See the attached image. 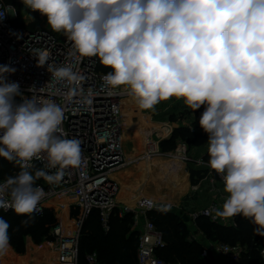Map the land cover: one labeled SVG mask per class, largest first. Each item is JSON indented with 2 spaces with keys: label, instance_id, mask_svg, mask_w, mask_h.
<instances>
[{
  "label": "clouds",
  "instance_id": "obj_1",
  "mask_svg": "<svg viewBox=\"0 0 264 264\" xmlns=\"http://www.w3.org/2000/svg\"><path fill=\"white\" fill-rule=\"evenodd\" d=\"M71 42L69 62L49 63L51 78L72 94L84 77L73 62L97 57L108 94L126 91L140 110L182 99L208 134V167L227 194L215 218L243 216L264 234V0H22ZM15 68L0 65V158L19 171L0 181V209L28 226L46 196L37 184L59 183L82 164V142L61 126L62 106L24 96L8 82ZM28 91L34 92L33 88ZM91 89L86 97L91 102ZM34 160L46 161L35 167ZM55 170V171H52ZM9 222L0 216V257L11 249Z\"/></svg>",
  "mask_w": 264,
  "mask_h": 264
},
{
  "label": "built area",
  "instance_id": "obj_2",
  "mask_svg": "<svg viewBox=\"0 0 264 264\" xmlns=\"http://www.w3.org/2000/svg\"><path fill=\"white\" fill-rule=\"evenodd\" d=\"M17 18L16 8L7 0H0V65H9L16 71L8 75V82H18L20 90L26 97L34 95L39 101L51 100L60 104L64 110L65 120L61 126L69 138H77L82 144V164L76 169L65 172L63 179L56 184H48L43 179L37 181L46 196L40 202L34 216H42L46 208L55 210H75V227L72 232L62 234L57 225L51 231L56 241L50 245L56 254L58 264H98L96 253L85 256L84 262L78 259V238L85 219L92 211L98 213L99 221L105 231L109 229V217L117 208L120 213L133 214L134 228L138 231L136 248L137 264H180L165 261L156 251L165 245L161 231L147 216L149 211L164 210L162 205L149 198H140L134 208L120 206L117 201L119 187L112 178V173L127 163L123 149V99L128 95L126 91L116 90L109 95L103 85L101 76L106 73L98 69L97 57L84 58L81 62H73L74 71L84 77L83 91L72 94L71 88L64 81L51 78L47 65L40 67L34 55L49 56V63L57 66L69 62L67 52L71 42L66 36H59L47 28L30 29L14 23ZM33 88L34 92L28 91ZM91 89V102L86 97ZM157 132L148 136L147 151L144 156L164 155L159 149ZM176 153L182 162L193 163L195 176L193 189L199 190L202 183L211 186L217 180L223 185L222 177L208 167V159L200 157L192 159L184 142L178 143ZM168 155V154H167ZM172 156V154H169ZM46 161L34 160L35 167H43ZM55 171V170H52ZM4 180V179H3ZM1 180V181H3ZM215 187V186H213ZM57 201V202H56ZM220 201H213L205 208L192 211L190 221L195 223L198 217H206L211 222L224 225H234L235 217L215 218V210L221 207ZM7 213L13 210L9 208ZM120 214V215H121ZM143 219L140 223L139 218ZM140 223V224H139ZM195 239V235H190ZM243 248L228 243H209L202 251V256L218 255L224 264L236 263L240 260ZM260 262L264 264V248L259 252ZM4 264V263H0Z\"/></svg>",
  "mask_w": 264,
  "mask_h": 264
},
{
  "label": "trees",
  "instance_id": "obj_3",
  "mask_svg": "<svg viewBox=\"0 0 264 264\" xmlns=\"http://www.w3.org/2000/svg\"><path fill=\"white\" fill-rule=\"evenodd\" d=\"M7 2L12 4L11 0ZM33 14L38 16L40 13L33 12ZM14 23L18 24V21L15 19ZM39 23L40 20L35 18L34 22L28 24L27 27L38 29ZM101 65L98 59L99 70ZM203 111L204 106L194 112L196 118L194 124L198 127H200L199 119ZM192 135L198 136L197 133ZM175 146L176 140L173 138L159 141V148L162 152L173 150ZM204 158L209 159L208 155ZM18 171L19 168L14 162L0 158V178L3 177L0 181L8 176L16 175ZM195 171H191V176L196 173ZM194 182L192 179V183ZM54 212L52 208H46L42 216H34V220L25 226L21 221L26 217L16 215L14 211L7 213L0 211V216L6 219L11 226L9 229L11 247L22 252L25 235H29L37 243L41 242L44 237L50 238L51 229L57 225ZM120 214L117 208L111 212L108 231L102 228L95 210L85 219L78 238L80 263L84 262L85 255L96 253L98 264H137L138 231L131 228L133 214L131 212ZM147 216L161 231L164 239L165 245L156 251L160 258L180 264H215L214 255L202 256L203 245L200 241L190 237L192 232L189 223L175 212L171 210L149 211ZM196 224L207 240L239 245L243 248L240 260L230 264H259V252L264 248V234H258L255 231L257 226L250 219L238 215L235 216L234 225H224L211 222L206 217H198Z\"/></svg>",
  "mask_w": 264,
  "mask_h": 264
},
{
  "label": "crops",
  "instance_id": "obj_4",
  "mask_svg": "<svg viewBox=\"0 0 264 264\" xmlns=\"http://www.w3.org/2000/svg\"><path fill=\"white\" fill-rule=\"evenodd\" d=\"M128 107L131 109L133 106ZM133 108H136L137 111L139 110V108L135 106ZM140 116L141 115L139 114V117ZM141 119V124L145 125L147 121H145L143 118ZM131 127L133 128V126ZM137 134H139L138 131ZM142 134L144 135L145 132ZM123 135L124 133L122 134V137ZM139 136L142 135L139 134ZM146 138L144 139V141L146 140ZM125 152L126 158L128 160L127 163L111 174L112 178L117 182L119 187L117 195V201L119 205L127 206L128 208H134L140 198L145 197L152 199L155 202L161 204L164 210H171L179 215L184 221H187L189 223V226L191 227V234H193V236L196 235V239H203L204 235H202V233H200L198 229L194 228L197 227L196 221L195 223L190 221L189 214L194 210L205 208L213 201H220V203L223 204V201L226 198L227 194L222 196L220 194L221 192H216L217 186L212 187L208 190H204V188L201 187L199 190L195 191L193 189L194 183L196 182L194 178L196 175H198V170H196V173L191 176V171L194 169L192 167L188 170L187 163L182 162L184 164L183 165L181 162L163 160L158 157L140 162L143 158H136L135 156H131L133 148L130 146V144L126 145ZM200 156L205 157V154H201ZM169 158H171V156ZM156 159L159 160L156 161ZM192 179L195 181L194 183H192ZM139 221L140 223L143 222L141 216L139 218ZM15 255L17 256V254ZM20 258L21 259H13L12 263L58 264L56 262L55 252L49 248L30 251V254L28 253L21 255ZM222 262L224 264L223 260ZM2 263L11 264L10 262Z\"/></svg>",
  "mask_w": 264,
  "mask_h": 264
},
{
  "label": "rangeland",
  "instance_id": "obj_5",
  "mask_svg": "<svg viewBox=\"0 0 264 264\" xmlns=\"http://www.w3.org/2000/svg\"><path fill=\"white\" fill-rule=\"evenodd\" d=\"M11 2H12V4H14V6H16L15 7L16 8V14H17L16 20L18 21V24L27 27L28 24L34 22L35 18H38L40 20L39 28L44 27V28L51 30L47 25V18L45 16H42L41 14H39L38 16H35L33 14V12H31L30 9H27L24 6V4L22 3V0H11ZM56 34L59 36H64L62 33H56ZM100 67H101L100 70L102 72L110 71V69H108L104 66L102 67V65ZM130 97H131L130 95L126 94V96L124 97L123 100L130 98ZM125 102H126V100L124 101L123 106H122V116H121L122 120H123V124H122L123 125V133H124L123 138H124V142H125V145L123 142V145H124L123 149H124L125 154H126V152H125L126 145L130 144V146L133 148V152H132L131 156L134 155L136 158L137 157L144 158V154L147 151V148H146L147 140L146 141L141 140L139 134H137V131H136L137 129L134 126V123H137L138 121L142 120L141 118H144V120L147 121L148 124L151 123L150 125H148L146 123L147 130L149 132L151 130H153V128H156V127H153V125L166 127L167 132L163 131V133H161L160 136L158 135V138L159 137H160V139L161 138L162 139L173 138L176 140V146L173 150L165 152L164 155L156 154V156H163V157L169 158L170 157L169 154H175L176 153L177 145H178V143H181V142H184L186 144V146L188 148V155L192 159H198V158L202 157V156H200L201 154L202 155L205 154V156H207V144L206 143L208 141V134L206 132H204V130L201 127H198L194 124V120L196 119L195 114L191 109H189L184 104L182 99L172 98L168 101L161 102L160 104H158L156 106L155 111L140 110V109L137 111L133 107H132L133 108V110H132V108L130 109L128 107L129 104H125ZM127 114L131 115L130 116L131 119H130L129 123H127L124 119L125 118L124 116ZM139 114L142 117L141 116L139 117ZM131 126H134V129ZM130 128H132V129H130ZM196 133L198 134V136L194 137L192 134H196ZM129 135H130V137H129ZM138 160H140V159H138ZM158 160L159 159H156V161H158ZM187 164H188L187 165L188 170L191 169L192 167H193V169L195 168L193 166V163H187ZM2 178L3 177H1L0 179H2ZM202 185H204V186H202ZM202 185L201 186L204 188V190H208V189L212 188L213 186H217L216 192H221L220 194L222 196L226 195V193L223 191V185L221 186L217 180H215L213 186H211L208 182H204V183H202ZM54 211H55L54 216L56 218V224L60 226L61 233L65 234V233L72 232L73 228L75 227L74 226L75 225V219H76L75 210H73L72 214H71V212L68 213L67 209L64 210L62 208L59 210H57L55 208ZM53 228L51 229V231L53 230ZM131 228L135 229L134 228V222L131 225ZM194 228L198 229L197 227H194ZM200 233H202V232H200ZM202 235H203V233H202ZM49 236H50V238L44 237L41 242L37 243L29 235H25L24 236V249H23V251L18 252L15 249H13V247H11L10 251L8 252V254L6 256L0 257V262L1 263L2 262H5V263L10 262L11 264H13L12 263L13 259H16V258L21 259L20 258L21 255L28 254V253L30 254V251L40 250L43 248H49L50 245L56 241V237L52 234V232H50ZM204 238L201 240L197 238L198 240H200V243L203 245V249L207 247V245L209 244L208 242L220 243V242L210 241V240H207L206 238L205 239ZM15 254H17V256ZM214 259L216 260L215 264H223L222 258L219 257L218 255H214Z\"/></svg>",
  "mask_w": 264,
  "mask_h": 264
},
{
  "label": "bare ground",
  "instance_id": "obj_6",
  "mask_svg": "<svg viewBox=\"0 0 264 264\" xmlns=\"http://www.w3.org/2000/svg\"><path fill=\"white\" fill-rule=\"evenodd\" d=\"M126 100V102H125V104H129V106H135V107H137V105L135 104V101L133 100V98L132 97H130V98H128V99H125ZM125 100H123V103H124V101ZM133 104H135V105H133ZM138 108V107H137ZM136 109V108H135ZM130 116L131 115H129V114H127V115H125L124 117V119H125V121L127 122V123H129L130 122ZM144 119V118H143ZM151 123H149L148 125H150ZM133 125V124H132ZM134 126L136 127V129H137V131H138V133L140 134V135H142V136H140V138H141V140H144L146 137L148 138V136L151 134V133H153V132H157V134L158 135H160L161 133H163V131L165 132H167V129H166V127H162V126H155V125H153V127H156V128H153V130H151L150 132L147 130V125L145 124H141V120L140 121H138L137 123H134ZM134 126H133V128H134ZM145 132V134L143 135L142 133H144ZM148 135V136H147ZM147 138H146V140H147ZM145 140V141H146ZM132 156H134V155H132ZM154 157H158V158H161V159H163V160H169V161H175V162H181L182 163V160H180L181 159V157H180V155H179V153H175V154H172V156H171V158H167V157H163V156H147V157H144L140 162H143L144 160H149V159H152V158H154ZM183 164V163H182ZM184 165V164H183ZM184 167V166H183ZM183 189V188H182ZM185 189V188H184ZM57 202V201H56ZM130 206H132V205H130Z\"/></svg>",
  "mask_w": 264,
  "mask_h": 264
}]
</instances>
